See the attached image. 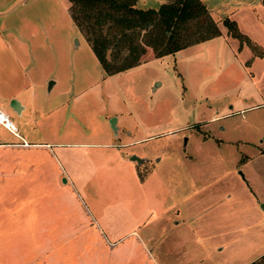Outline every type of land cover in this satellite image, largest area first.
Segmentation results:
<instances>
[{"label": "crops", "instance_id": "crops-1", "mask_svg": "<svg viewBox=\"0 0 264 264\" xmlns=\"http://www.w3.org/2000/svg\"><path fill=\"white\" fill-rule=\"evenodd\" d=\"M68 4V0H0V106L17 127L13 133L0 125V187L6 182H20L13 183V191L5 192L7 200L2 203L14 207L0 205V234L14 236L16 231L38 230V223L47 217L35 216L34 208L29 213L16 209L25 202L50 204L55 205L51 211L60 220L58 223L55 216L57 222L51 225L58 236L56 246L70 244L69 239L78 235L87 240L94 234L105 243L103 247L94 245L95 239L91 246L75 243L78 247L73 263L61 260L56 247L47 264H98L95 258L104 256L105 250L109 259L103 264H217L212 260L213 251L199 242L189 245L192 234L188 231L180 232L172 245L150 244L166 225L172 230L186 226L188 219L201 214L200 210L209 205L215 209V204L231 200L188 196L192 190L186 189L184 182L165 179L156 168L159 159L152 165L146 150L135 147L156 134H144L143 115L129 110L124 98L131 95L126 77L149 58L167 54L156 56L152 47H147L138 64L106 73L75 24ZM72 37L75 45L88 48V54L75 52L76 47L64 50L65 44L70 47ZM87 56L92 58L90 73L82 62ZM14 98L19 101V110L10 104ZM130 103L138 107L136 96ZM203 137L202 141L209 136ZM263 150L257 154L264 155ZM59 173L65 176L61 188L54 186L60 189V197L58 190H52L49 192L56 198L44 191L41 196H32L36 198L33 201L27 197L23 200V189L42 187L49 174ZM77 188L88 198L91 209ZM117 217L137 221L136 226L107 239L104 231L116 228L111 221ZM103 224L104 231L100 228ZM201 227L198 224L194 229ZM47 230L44 226L39 234ZM47 250L40 247V252ZM22 251L30 252V247ZM26 259L21 263L26 264Z\"/></svg>", "mask_w": 264, "mask_h": 264}, {"label": "rangeland", "instance_id": "rangeland-1", "mask_svg": "<svg viewBox=\"0 0 264 264\" xmlns=\"http://www.w3.org/2000/svg\"><path fill=\"white\" fill-rule=\"evenodd\" d=\"M163 1L170 0H136V5L157 8ZM202 1L217 21L221 33L140 64L126 77L131 95L124 98L129 110H137L143 115V133L156 134L135 147L146 150L152 165L159 159L155 163L158 173L165 179L184 182L186 189L192 190L188 196L230 197L231 200L219 206L215 204V209L203 205L206 210H200L201 214L196 213V217L188 219L186 226L172 230L166 225L150 244L172 245L180 232L188 231L192 234L189 245L199 242L209 252L213 251L212 260L217 264L224 261L264 264L261 257L264 254V155L257 154L264 148V8L261 0ZM40 4L43 8V1ZM61 14H57L60 20ZM224 17L235 20L250 42H241L232 36L223 23ZM80 31L87 38L84 31ZM71 41L70 47L64 45L65 51L76 47L75 52L88 54V48L75 45L74 37ZM258 50L263 54H258ZM114 51L112 48L109 54ZM82 60L85 71L90 73L92 58L87 56ZM132 94L139 102L138 107L134 108L130 103L135 97L131 98ZM93 111L91 108L92 117ZM204 135L209 137L202 141ZM64 179L61 173L57 176L49 174L44 186L31 185L23 189V200L27 197L33 201L36 198L32 196H41L44 191L56 198L54 192H49L52 190H58L60 197V189L56 187L61 188ZM13 183L20 184L6 182L0 187V205L8 209L14 206L2 203L7 200L5 192L14 190ZM77 191L91 209L88 198L78 188ZM161 193L165 195L166 192ZM25 203L16 210L29 213L34 208L35 216L38 213L48 220L41 221L42 225L38 223V230L19 231L21 234L16 231L14 236L0 234V264H23L24 257H27L26 264H47L56 247L61 252V260L73 263L77 245L87 243L88 246L95 239L94 245L104 246V239L96 234L85 237L87 240L81 235L69 237L70 244L61 242L56 246L58 236L51 225L60 220L51 211L55 205ZM2 217L0 209V220ZM111 222L117 225L114 230L107 232L103 229L104 224L100 226L107 233V239L136 226L137 221L117 217ZM198 224L203 227L194 229ZM44 226L48 227L46 234H39ZM25 238L28 245L24 246ZM24 247H30V252L24 253ZM40 247L49 251L40 252ZM91 249L94 259L95 249ZM108 259L105 250L104 256L92 261L103 264Z\"/></svg>", "mask_w": 264, "mask_h": 264}, {"label": "trees", "instance_id": "trees-1", "mask_svg": "<svg viewBox=\"0 0 264 264\" xmlns=\"http://www.w3.org/2000/svg\"><path fill=\"white\" fill-rule=\"evenodd\" d=\"M69 1L75 24L86 34L106 73L138 64L147 47L162 56L221 33L202 0L164 1L157 8L139 7L136 0ZM223 23L232 36L250 42L235 20L224 17Z\"/></svg>", "mask_w": 264, "mask_h": 264}, {"label": "built area", "instance_id": "built-area-1", "mask_svg": "<svg viewBox=\"0 0 264 264\" xmlns=\"http://www.w3.org/2000/svg\"><path fill=\"white\" fill-rule=\"evenodd\" d=\"M0 125L6 127L13 133L17 131V127L11 118V115L0 106Z\"/></svg>", "mask_w": 264, "mask_h": 264}, {"label": "water", "instance_id": "water-1", "mask_svg": "<svg viewBox=\"0 0 264 264\" xmlns=\"http://www.w3.org/2000/svg\"><path fill=\"white\" fill-rule=\"evenodd\" d=\"M10 104H11V106L14 108V109H16V110H19V108H20V104H19V101L17 100V99H12L11 101H10ZM137 159H139L138 157H136Z\"/></svg>", "mask_w": 264, "mask_h": 264}]
</instances>
